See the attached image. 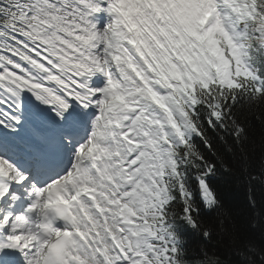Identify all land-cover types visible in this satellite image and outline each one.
<instances>
[{"label":"snow or ice","instance_id":"snow-or-ice-1","mask_svg":"<svg viewBox=\"0 0 264 264\" xmlns=\"http://www.w3.org/2000/svg\"><path fill=\"white\" fill-rule=\"evenodd\" d=\"M253 124L264 0H0V264H264L213 187Z\"/></svg>","mask_w":264,"mask_h":264},{"label":"trees","instance_id":"trees-1","mask_svg":"<svg viewBox=\"0 0 264 264\" xmlns=\"http://www.w3.org/2000/svg\"><path fill=\"white\" fill-rule=\"evenodd\" d=\"M217 149L223 153V158L232 166V172L228 176L218 174L213 181V187L221 195L225 209L230 212L237 225L241 226L240 240L264 245V227L260 226L261 218L264 217V176L261 175L262 168H264L261 163L264 159V136L261 134L260 125L253 124L252 126L247 145L249 156L246 171L243 162L225 152L224 145L219 141ZM249 173L256 179L250 181ZM253 199L255 207L250 205V200ZM201 220L203 223L211 225L215 223V216L202 213ZM253 222H258L257 227L247 229L243 227ZM186 238L192 250L207 247L227 255L231 264H242L240 256L236 254L239 242L234 244L228 237L219 234L214 235L206 244L192 232H188Z\"/></svg>","mask_w":264,"mask_h":264}]
</instances>
